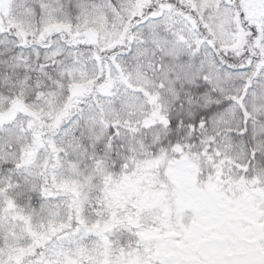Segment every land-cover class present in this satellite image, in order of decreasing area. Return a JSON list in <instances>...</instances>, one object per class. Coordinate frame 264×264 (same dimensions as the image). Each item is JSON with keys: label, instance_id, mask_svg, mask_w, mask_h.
I'll return each mask as SVG.
<instances>
[{"label": "snow or ice", "instance_id": "6c2138e0", "mask_svg": "<svg viewBox=\"0 0 264 264\" xmlns=\"http://www.w3.org/2000/svg\"><path fill=\"white\" fill-rule=\"evenodd\" d=\"M0 264H264V0H0Z\"/></svg>", "mask_w": 264, "mask_h": 264}]
</instances>
